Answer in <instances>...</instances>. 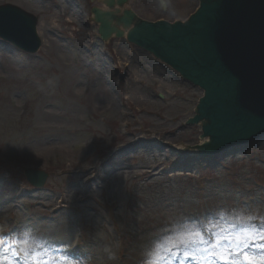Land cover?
Segmentation results:
<instances>
[{
    "label": "rangeland",
    "instance_id": "rangeland-1",
    "mask_svg": "<svg viewBox=\"0 0 264 264\" xmlns=\"http://www.w3.org/2000/svg\"><path fill=\"white\" fill-rule=\"evenodd\" d=\"M8 2L39 17L43 46L31 55L0 39L5 264H68L70 251L75 264H248L243 253L259 262L264 141L199 169L188 148L201 143L202 127L191 120L201 98L189 82L124 39L102 41L96 29L93 66L74 30L75 9L62 17V0L44 7L39 0H0ZM195 5L171 0L163 16L186 18ZM148 7H138L143 17L162 16ZM108 72L116 84H107ZM27 168L50 173L44 188L27 182ZM185 229L213 242L231 231L248 246L212 249L226 260L203 251L185 255L191 250L184 247L168 252L167 242ZM25 247L30 255L20 254L19 262L15 252Z\"/></svg>",
    "mask_w": 264,
    "mask_h": 264
},
{
    "label": "water",
    "instance_id": "water-1",
    "mask_svg": "<svg viewBox=\"0 0 264 264\" xmlns=\"http://www.w3.org/2000/svg\"><path fill=\"white\" fill-rule=\"evenodd\" d=\"M125 1L118 0L117 4L121 6ZM200 1L203 5L199 14L186 24H150L153 28H161L148 33L151 36L141 24L132 34H140V44L189 78L205 84L208 95L202 108L215 120L205 116L201 120L207 133L229 132L231 136L228 137L233 140L230 143L243 142L249 135L237 140L235 129L255 133L264 130V0ZM114 4L115 1L110 0L111 8ZM95 14L101 23V34L108 37L114 31L111 23L99 12L95 11ZM133 18L130 12H125L118 21L131 25ZM36 26L35 16L15 6L0 7V36L28 52H36L41 46ZM194 89L200 98L205 94L198 87ZM262 141L264 134L250 146L220 153L216 160ZM27 175L35 185L44 183L45 178H38L37 171H29Z\"/></svg>",
    "mask_w": 264,
    "mask_h": 264
},
{
    "label": "snow or ice",
    "instance_id": "snow-or-ice-1",
    "mask_svg": "<svg viewBox=\"0 0 264 264\" xmlns=\"http://www.w3.org/2000/svg\"><path fill=\"white\" fill-rule=\"evenodd\" d=\"M244 232H247V229H245ZM260 239L264 240V235H261ZM224 242H235L237 248H244L248 246L247 239H242L239 234H234L231 231H229L227 235L216 236L213 242L206 239L205 235L199 230L185 229L183 231L178 232L174 239L169 240L167 242V245H170V247H168L167 245L165 247L170 253L173 251V249L184 247L185 249L191 250L190 252H186L185 255L195 256L198 251H203L205 254L208 255H221L219 252H213L212 249L219 248ZM21 243L27 245L26 240L22 241ZM2 245L3 242L0 241V264H5V261L3 260L4 250ZM16 254H24L26 259L30 255L26 247L20 249ZM243 254L245 260L248 261V264H264V257H262L261 260L257 262L253 257L247 255L246 253ZM221 259L226 260L228 259V257L227 255H221ZM233 264H235L234 261Z\"/></svg>",
    "mask_w": 264,
    "mask_h": 264
},
{
    "label": "bare ground",
    "instance_id": "bare-ground-1",
    "mask_svg": "<svg viewBox=\"0 0 264 264\" xmlns=\"http://www.w3.org/2000/svg\"><path fill=\"white\" fill-rule=\"evenodd\" d=\"M100 1L102 2V7H103V10H104L105 12H107V13H111V14H115V15L120 14V13L126 8V6L129 4V2H128L127 5L119 6V5H117V3L115 2V4L113 5V7L111 8V7L108 5V3L110 2V0H100ZM196 4H197V6H198V1H197ZM192 13H193V12H192ZM131 14H132V13H131ZM190 14H191V13H190ZM132 15H133V14H132ZM133 16H134V15H133ZM179 19H180V18H179ZM182 20H185V18H183ZM133 21H135V24H136L135 16H134V18H133ZM111 28H112V29H115L114 26L111 27ZM137 28H139V26H138ZM120 29H121L122 31H124V32H129V30H130V24H129V25H125V24H123V25L120 26ZM147 29L150 30V31H152V27H150V26L147 27ZM192 121H193L194 124H197V125H200L201 127H204V126H203V123H202V121H201V119H200V117H197L196 119H193ZM200 141H201L200 145H203V144L208 143L209 139H208V138H205V137H202ZM188 149L193 150L192 147H190V148H188ZM122 176H123V173L120 172L119 174H116V175L114 176V179H113V180H121ZM68 195H69V196L71 195V192H70V191H69ZM70 198H71V199H76V195H72ZM68 264H75V262L69 260V261H68Z\"/></svg>",
    "mask_w": 264,
    "mask_h": 264
},
{
    "label": "flooded vegetation",
    "instance_id": "flooded-vegetation-1",
    "mask_svg": "<svg viewBox=\"0 0 264 264\" xmlns=\"http://www.w3.org/2000/svg\"><path fill=\"white\" fill-rule=\"evenodd\" d=\"M90 1H93V0H84V2L86 4H89ZM156 2H158V0H129V6L132 7L138 14H141L139 11H138V7H140L141 5L146 8L147 6H149L147 8V10H151V6H154L156 7ZM100 5L102 6V2L100 1L99 2ZM166 6L168 7V2L166 1Z\"/></svg>",
    "mask_w": 264,
    "mask_h": 264
}]
</instances>
